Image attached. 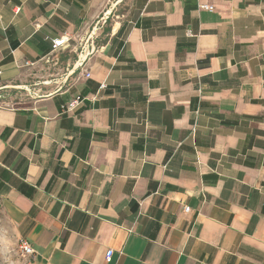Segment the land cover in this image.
I'll use <instances>...</instances> for the list:
<instances>
[{
	"label": "crops",
	"instance_id": "obj_1",
	"mask_svg": "<svg viewBox=\"0 0 264 264\" xmlns=\"http://www.w3.org/2000/svg\"><path fill=\"white\" fill-rule=\"evenodd\" d=\"M0 72L33 264H264V0H0Z\"/></svg>",
	"mask_w": 264,
	"mask_h": 264
},
{
	"label": "built area",
	"instance_id": "obj_2",
	"mask_svg": "<svg viewBox=\"0 0 264 264\" xmlns=\"http://www.w3.org/2000/svg\"><path fill=\"white\" fill-rule=\"evenodd\" d=\"M201 8L202 9H205V10H210L212 11L213 8L212 6H209V5H201ZM110 18V15H107V13L105 14V17L102 18L99 22L101 23V21H104V23L107 22V20H109ZM96 30V29H95ZM95 31H93L90 35V38L88 39L87 41V44L89 42V40L92 38L94 39L95 37ZM70 41V38L68 36H63L59 39H55V40H52V50L53 51H58L62 48H65L67 47L68 43ZM94 50V48H93ZM85 48L81 49V52H80V56L85 54ZM79 63H80V66L83 67L84 66V63L81 61V57L79 59ZM27 65H29V63H27ZM34 64H31V66H33ZM1 74V72H0ZM86 77L87 78H90L91 77V74L89 72L86 73ZM107 88V85L106 83H102L101 87H100V91L102 90H105ZM25 91H27L29 94V89H25ZM5 97L3 94H0V108H4V109H12L14 107L13 103H10V102H6L4 101ZM84 99L81 98V97H78V98H75L74 100H72L71 102H69L68 104L62 106V111L64 113H72L74 112L82 103H83ZM186 212H189L190 211V208L189 207H186ZM20 252L22 254V256L29 260L27 262V264H33L32 263V260L34 257H35V250L32 248V246L26 241V240H21L20 241ZM113 255H114V251L113 250H109L106 254V261L108 263H110L112 261V258H113Z\"/></svg>",
	"mask_w": 264,
	"mask_h": 264
},
{
	"label": "rangeland",
	"instance_id": "obj_3",
	"mask_svg": "<svg viewBox=\"0 0 264 264\" xmlns=\"http://www.w3.org/2000/svg\"><path fill=\"white\" fill-rule=\"evenodd\" d=\"M117 14L125 11V7H122ZM107 13V12H105ZM105 14H101L100 19L104 18ZM116 15L110 16L109 21L106 22V27L111 26L114 20H119ZM97 21H100L97 19ZM91 33H89V36ZM81 52V50H79ZM20 242L18 241L14 231L9 227L8 222L5 219L3 208L0 206V264H25V258L22 256L19 248Z\"/></svg>",
	"mask_w": 264,
	"mask_h": 264
}]
</instances>
